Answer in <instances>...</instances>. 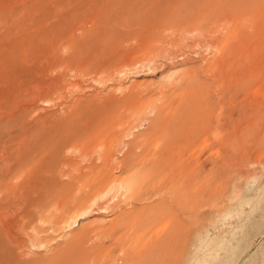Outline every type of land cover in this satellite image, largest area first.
I'll return each mask as SVG.
<instances>
[{
  "label": "rangeland",
  "instance_id": "374dc122",
  "mask_svg": "<svg viewBox=\"0 0 264 264\" xmlns=\"http://www.w3.org/2000/svg\"><path fill=\"white\" fill-rule=\"evenodd\" d=\"M0 264H264V0H0Z\"/></svg>",
  "mask_w": 264,
  "mask_h": 264
}]
</instances>
